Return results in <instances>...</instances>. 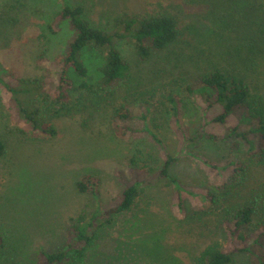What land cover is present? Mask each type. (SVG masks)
<instances>
[{"label":"rangeland","instance_id":"374dc122","mask_svg":"<svg viewBox=\"0 0 264 264\" xmlns=\"http://www.w3.org/2000/svg\"><path fill=\"white\" fill-rule=\"evenodd\" d=\"M61 1L30 0L22 12H11V0H0V77L11 86H19L20 78H42L47 68L51 70L50 62L39 59L45 47L50 60L65 53L73 36L68 24L51 43L44 45L38 39ZM68 2L85 6L89 20L103 28H110L120 13H142L156 2H170L181 26L195 28V33H206L210 24L213 27L207 19L209 0ZM118 49L131 64L133 84L141 90L178 77L191 83L200 75L190 58L192 51L184 44L147 62L139 60L130 43L120 42ZM98 61L89 58L93 82L99 80ZM125 91L126 85L120 98ZM109 109L59 118L55 121L58 135L49 138L31 131L11 94L0 84V136L9 144L7 156L0 161V243L2 238L7 241L6 260L0 264H47L45 253L59 251L71 242L74 220L84 215L90 224L95 216L105 218L132 186L140 188L137 207L102 235L89 262L196 264V257L212 242H220L235 258L234 264L258 262L260 247L250 248L256 234L251 232L247 243L236 241L217 207L212 208L205 199L212 190L222 195L225 186L237 185L238 192L220 208L251 201L264 204V166L251 167L247 181L238 186L239 170L261 149L259 135L248 137L253 150L238 135L252 130L256 123L243 121V111L226 124L213 123L217 110L200 96L181 104L177 115L160 114L135 103L131 106L133 118L123 122L113 119ZM169 158L174 159L169 169L172 181L162 177ZM144 164L148 165L145 169L141 168ZM85 175L99 179V192L78 191L77 182ZM138 221L142 223L136 226ZM95 230L93 226L90 232Z\"/></svg>","mask_w":264,"mask_h":264},{"label":"trees","instance_id":"16d2710c","mask_svg":"<svg viewBox=\"0 0 264 264\" xmlns=\"http://www.w3.org/2000/svg\"><path fill=\"white\" fill-rule=\"evenodd\" d=\"M29 1L11 0V12H22ZM61 2L59 11L38 39L44 45L51 43L64 24H68L73 36L65 45V53L50 60L47 58L49 50L44 48L39 59L50 62L51 70L47 68L42 78H20L19 86L13 87L0 77V84L11 94L19 114L34 134L54 138L58 135L57 119L84 114L90 109L110 108L113 119L127 122L133 118L131 106L135 103L160 114L177 115L181 104L200 96L208 102L209 108L217 110L213 123L226 124L238 111L245 113L243 121L256 123L255 128L238 135L247 141L251 150L254 143L249 135L256 134L261 138L259 152L239 170L238 186L247 181L251 167L264 166V0H209L207 19L213 27L210 24L206 33H195V28L182 27L170 2L149 4L142 13H120L114 17L110 28L89 20L85 6L72 5L68 0ZM120 42L130 43L141 62L150 61L156 54L181 44L187 45L200 75L191 83L178 77L168 84L141 90L133 84L132 67L118 49ZM173 53L177 58L178 55ZM89 58L99 60L97 82L90 77ZM124 85L126 91L120 98ZM151 134L158 140L156 134ZM8 152L9 144L0 136V161ZM173 162V158L165 162L162 177L171 180L169 169ZM131 163L137 165L135 159ZM147 167L144 164L141 168ZM236 186H225L221 189L222 195L219 190H212L205 199L212 208L217 207L219 216L236 241L247 243L249 234H256L250 248L257 250L260 247V251L258 262L253 264H264V204L251 201L220 208L222 202L227 203V199L238 192ZM77 189L81 194L99 192L100 181L94 175H85L77 182ZM139 196L138 186L129 187L124 191L120 205L105 218L95 216L94 223L88 224L84 215L78 217L70 230L71 242L59 251L45 253L47 264H93L88 261L89 255L98 247L102 235L137 207ZM141 223L138 221L136 226ZM93 226L96 230L90 232ZM6 250L7 241L2 238L0 262L6 260ZM195 261L196 264H234L235 258L220 242H212Z\"/></svg>","mask_w":264,"mask_h":264}]
</instances>
